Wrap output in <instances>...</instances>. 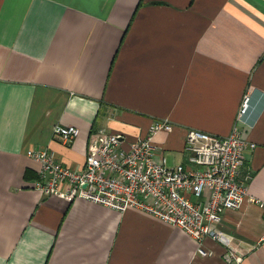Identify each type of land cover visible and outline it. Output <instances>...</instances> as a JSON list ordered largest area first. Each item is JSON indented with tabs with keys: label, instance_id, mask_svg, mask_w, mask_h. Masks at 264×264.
<instances>
[{
	"label": "crops",
	"instance_id": "crops-1",
	"mask_svg": "<svg viewBox=\"0 0 264 264\" xmlns=\"http://www.w3.org/2000/svg\"><path fill=\"white\" fill-rule=\"evenodd\" d=\"M245 94L248 195L264 201V0H0V264H264V216L245 200L220 229L241 257L135 210L66 201L35 187L42 149L84 167L96 128L126 143L158 120L170 165L195 129L231 133ZM75 126L70 144L54 125Z\"/></svg>",
	"mask_w": 264,
	"mask_h": 264
},
{
	"label": "built area",
	"instance_id": "built-area-1",
	"mask_svg": "<svg viewBox=\"0 0 264 264\" xmlns=\"http://www.w3.org/2000/svg\"><path fill=\"white\" fill-rule=\"evenodd\" d=\"M245 94L231 133L215 136L190 129L185 136L186 162L170 165L154 136L170 132L171 123L155 121L145 136L126 143L123 136L96 128L90 135L84 167L73 170L49 151L28 150L40 166L37 190L66 201L84 200L124 213L135 210L187 233L196 253L214 256L206 240L220 244L227 262L241 260L232 238L220 225L223 214L238 210L245 200L256 204L264 216V201L248 195L249 173L242 175L246 155L257 145L243 137L242 123L249 109ZM75 126L54 125L52 136L64 144L78 138Z\"/></svg>",
	"mask_w": 264,
	"mask_h": 264
}]
</instances>
